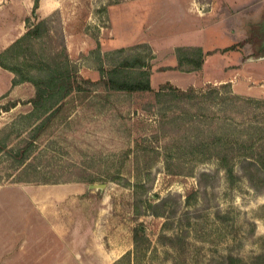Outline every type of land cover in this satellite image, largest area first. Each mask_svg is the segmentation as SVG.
<instances>
[{
  "label": "rangeland",
  "instance_id": "obj_1",
  "mask_svg": "<svg viewBox=\"0 0 264 264\" xmlns=\"http://www.w3.org/2000/svg\"><path fill=\"white\" fill-rule=\"evenodd\" d=\"M260 2L238 10L233 0H44L35 16L34 0H0V53L26 32V21H19L48 18L54 38L47 42L58 45L64 37L83 78L101 77L91 54L100 43L103 55L119 48L143 55L153 66L155 90L167 82L197 91L230 83L236 94L259 98L264 97ZM233 44L238 48L221 51ZM178 46L217 51L199 71L166 69L178 64ZM4 71L1 90L10 86ZM95 90L69 102V119L36 139L39 122L23 116L32 110L33 84L0 94V140L7 144L0 151V187L35 185L46 196H59L57 189L71 183L82 197L86 186H98L73 207L78 222L68 230L83 253L78 264H231L229 255L237 264H254L264 254V191L246 178L231 184L215 160L198 161L188 146L205 126L214 132L216 124L236 121L235 109L205 103L200 112L197 104L169 95L159 100L156 92ZM12 103L17 104L7 110ZM27 146L21 163L15 154ZM163 198L166 203L155 208L163 215H155L148 204ZM52 207L59 209L60 202ZM139 227L143 238L137 248Z\"/></svg>",
  "mask_w": 264,
  "mask_h": 264
},
{
  "label": "trees",
  "instance_id": "obj_2",
  "mask_svg": "<svg viewBox=\"0 0 264 264\" xmlns=\"http://www.w3.org/2000/svg\"><path fill=\"white\" fill-rule=\"evenodd\" d=\"M39 7L40 0H34L33 15H37ZM24 20L26 32L0 53V65L14 73L13 86L30 82L35 87V95L29 101L32 103V110L23 115L30 122H39L35 126L33 139L48 131L54 124L67 121L71 115L67 104L79 98L85 100L98 87L109 93L156 92L159 100L169 95V100L197 104L200 112L205 103L230 106L236 111L233 116L236 121L231 119L234 122L216 124L214 132L211 125L205 126L201 135L194 136L188 146L193 153L199 155L198 161L215 160L218 167L225 171L231 184L246 178L255 190L264 191V97L236 94L230 83L197 91L194 87L179 89L167 82L159 90H155L152 84L153 66L143 55L125 54V48L103 55L100 43L91 54L95 57L101 77L99 80L83 78L77 62L70 57L65 38L62 37L58 45L49 44L54 34L48 25V18L33 23L30 16ZM238 45L224 47L221 51L234 50ZM215 51L217 50L206 51L202 46H178L175 49L178 64L165 68L199 71L204 66L206 56ZM16 104L12 103L7 110ZM252 109L258 112L251 115ZM177 118L178 116H174L173 120L177 121ZM28 147L19 148L22 152L15 154L21 163L28 157ZM5 148L7 149L5 140H0V151ZM8 151L13 154L15 150L9 148ZM165 203L166 198H163L159 203L150 202L148 207L159 216L163 214L155 208ZM141 238L142 229L139 227L134 231L137 248ZM228 258L231 264H237V258L232 255ZM263 260L264 254H259L253 258V263L261 264Z\"/></svg>",
  "mask_w": 264,
  "mask_h": 264
},
{
  "label": "crops",
  "instance_id": "obj_3",
  "mask_svg": "<svg viewBox=\"0 0 264 264\" xmlns=\"http://www.w3.org/2000/svg\"><path fill=\"white\" fill-rule=\"evenodd\" d=\"M233 1L234 4L230 5L238 10L257 1L264 5V0ZM39 9H44V0H41ZM23 22L24 19L19 24L23 25ZM1 70L10 75V86L0 89L3 94L14 88V73L0 65V73ZM66 185L54 193L59 196H46L35 185L15 183L0 187V264H78L83 253L76 247L77 238L71 236L70 227L76 226L72 225L73 221L78 222L73 207L91 192V188L86 186L79 197L77 188H71V183ZM58 201L61 207L56 210L52 206ZM62 234H67L68 240Z\"/></svg>",
  "mask_w": 264,
  "mask_h": 264
},
{
  "label": "water",
  "instance_id": "obj_4",
  "mask_svg": "<svg viewBox=\"0 0 264 264\" xmlns=\"http://www.w3.org/2000/svg\"><path fill=\"white\" fill-rule=\"evenodd\" d=\"M89 187L92 188V189L93 188H98V186H96V185H90Z\"/></svg>",
  "mask_w": 264,
  "mask_h": 264
}]
</instances>
